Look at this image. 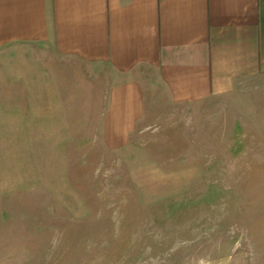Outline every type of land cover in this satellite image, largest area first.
<instances>
[{"label": "rangeland", "instance_id": "rangeland-1", "mask_svg": "<svg viewBox=\"0 0 264 264\" xmlns=\"http://www.w3.org/2000/svg\"><path fill=\"white\" fill-rule=\"evenodd\" d=\"M107 73L0 49V264H264V75L123 118Z\"/></svg>", "mask_w": 264, "mask_h": 264}, {"label": "crops", "instance_id": "crops-1", "mask_svg": "<svg viewBox=\"0 0 264 264\" xmlns=\"http://www.w3.org/2000/svg\"><path fill=\"white\" fill-rule=\"evenodd\" d=\"M14 43L105 66L109 109L135 117L161 89L185 105L264 75V0H0Z\"/></svg>", "mask_w": 264, "mask_h": 264}]
</instances>
